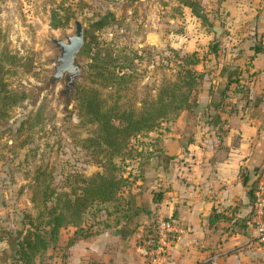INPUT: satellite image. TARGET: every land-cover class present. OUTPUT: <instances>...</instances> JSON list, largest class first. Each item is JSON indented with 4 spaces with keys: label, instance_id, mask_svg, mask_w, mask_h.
Returning <instances> with one entry per match:
<instances>
[{
    "label": "rangeland",
    "instance_id": "374dc122",
    "mask_svg": "<svg viewBox=\"0 0 264 264\" xmlns=\"http://www.w3.org/2000/svg\"><path fill=\"white\" fill-rule=\"evenodd\" d=\"M186 1L190 5L184 0H0V46L17 58L3 79L8 90L24 94L0 119V228L14 234L15 222L22 221L24 214L35 215L38 211L29 201V184L37 169L44 170V181L59 191L62 187L66 189L79 174L89 176L100 166H106L105 152L98 151L89 141L97 133L96 125L87 123L76 109L77 90L92 88L98 92L103 106L116 102L119 110L138 114L145 102L155 99L159 87L175 80L182 65L179 56L193 50L202 53L214 37V20L229 19L220 8L224 0ZM53 13L61 17L69 14L70 18L63 26L53 28L50 25ZM74 18L81 21L83 32L92 30L83 38L87 43L93 41L91 52L105 47L112 56L118 52L129 56L122 63L121 71L126 76L119 83L104 84L86 65L90 61L83 60L79 66L81 76L74 80L68 93L60 91L63 81L47 86L52 71L50 61L57 55L47 38L70 34ZM227 28L228 33L229 24ZM205 61L211 59L206 56L191 68L203 71L200 63L204 69L208 67H204ZM116 66L118 63L112 66L114 71ZM167 126L172 129L175 122ZM154 135L150 133L149 138ZM143 143L150 141L145 138ZM134 145L132 141L133 156L138 150ZM124 151L122 148L120 152ZM121 166L122 176L126 171L130 173L122 197L134 196L131 187L138 177L137 160H126ZM96 208L94 204L84 214L81 231L74 227L61 229L55 243L36 257L37 264H66L74 241L85 239L80 234L102 229L107 220L113 224L114 213L106 217ZM151 220L147 230L152 235L156 219ZM250 223L256 229L255 221ZM255 231L258 240L259 231ZM69 240L71 243L67 245ZM241 247L238 245L234 250ZM10 264H14L12 256ZM252 264H264V260L256 253Z\"/></svg>",
    "mask_w": 264,
    "mask_h": 264
},
{
    "label": "crops",
    "instance_id": "0c3cea01",
    "mask_svg": "<svg viewBox=\"0 0 264 264\" xmlns=\"http://www.w3.org/2000/svg\"><path fill=\"white\" fill-rule=\"evenodd\" d=\"M220 8L229 16L218 20L220 45L236 56L246 97L233 85L221 96L223 59L205 61L204 69L200 63L196 109L162 132L157 154L137 169L131 191L138 214L74 241L66 264H252L256 253L264 260L256 229L239 227L252 208L248 191L264 194V0H224ZM212 212L222 217L209 221ZM152 217L175 218L181 227L160 262L146 254ZM6 249L2 237L0 264H10Z\"/></svg>",
    "mask_w": 264,
    "mask_h": 264
},
{
    "label": "trees",
    "instance_id": "16d2710c",
    "mask_svg": "<svg viewBox=\"0 0 264 264\" xmlns=\"http://www.w3.org/2000/svg\"><path fill=\"white\" fill-rule=\"evenodd\" d=\"M184 2L186 5H190V2L186 0ZM55 15L56 13H53L50 17V25L53 28L63 26L70 18L69 14L62 17ZM99 24L100 22L95 23L91 29L96 28ZM91 32L92 30L83 32V38L89 36ZM92 42L87 43L83 39V44L76 55V63L81 66L83 60H85L84 63L90 61L86 65L88 68H92L94 77H99L104 84L119 83L126 76L121 69L124 67L122 63L129 60V56L122 52L112 56L111 51L105 47L98 48L95 53L91 52ZM257 49L258 47L254 50ZM231 54L230 48L226 49L221 46L220 40L216 41L213 37L202 53L193 50L180 55L178 59L182 65L176 72L175 80L159 87L155 99L145 102L138 114L131 110H119L116 102L106 107L103 106L98 92L92 88L77 90L76 109L84 116L87 123L96 125L97 133L89 141L97 147L98 151L105 152L106 166H100L101 169L89 176L79 174L73 183L67 184L66 189L62 187L59 191L56 190L57 187L50 186L49 182L44 181V170L37 169L34 179L29 184V201L38 211L35 215L24 214L22 221L15 222L14 234L8 233L7 229L0 231V239L3 237L7 243L4 254L12 256L14 264H37L36 257L50 244L55 243L61 229L74 227L76 231H78L77 229L81 231V226L84 225V214L94 204L97 205L96 209L105 213L106 217H110L112 213L115 214L111 219L113 224H109V220L107 223L104 221L103 228L118 225L135 217L138 214V209L134 206L133 196L127 194L122 197V189L126 186V179L130 173L126 171V175L122 176L120 174L122 172L121 165L129 159L137 160V169L140 170L150 157L157 154L161 141L160 135L162 132L170 130L167 123L175 122L181 112L193 113V107L197 105V88L203 81L205 71L197 72L191 67L206 56L215 61L217 57L223 59L220 73H224L226 85L219 90L221 96L227 86L233 85V92L238 93L241 97H246L247 87L240 83L241 69L232 62L236 56H231ZM227 57L228 62L224 61ZM16 60L14 55L9 54L3 46H0V119L6 116L9 107L16 105L24 97L22 92L8 90L3 79ZM117 63L119 66H116L118 68L114 71L112 66ZM163 123H165L164 126H161ZM150 133H154L155 137L149 138ZM145 138L149 139L150 143L145 145L143 143ZM132 141L135 144L134 147H138L135 153V155L138 154L137 158L131 154ZM122 148L125 149L124 152H120ZM251 191L249 190L248 193L252 208L249 214L241 219L240 228L249 224L254 214L255 197L262 194L257 192L252 195ZM161 196L160 190L153 191L152 201L158 202ZM219 215L218 212H212L208 219L213 221L222 217ZM87 226L91 228L92 225L88 223ZM93 233L84 232L80 234V237L86 238ZM152 235L150 234V236ZM70 243L71 240L67 245Z\"/></svg>",
    "mask_w": 264,
    "mask_h": 264
},
{
    "label": "water",
    "instance_id": "95a60500",
    "mask_svg": "<svg viewBox=\"0 0 264 264\" xmlns=\"http://www.w3.org/2000/svg\"><path fill=\"white\" fill-rule=\"evenodd\" d=\"M73 30L70 34L63 35L62 38L48 36L47 40L57 50L52 62V71L47 78V86L53 85L55 82L63 81V89L61 93H68L74 83V80L80 78V67L76 63V55L83 44V28L81 21L77 18L72 20ZM215 40H219L221 27L218 20L212 25Z\"/></svg>",
    "mask_w": 264,
    "mask_h": 264
},
{
    "label": "built area",
    "instance_id": "2783aa9c",
    "mask_svg": "<svg viewBox=\"0 0 264 264\" xmlns=\"http://www.w3.org/2000/svg\"><path fill=\"white\" fill-rule=\"evenodd\" d=\"M264 208V194H258L254 200V214L249 221L254 222L259 231V241L264 242V224L261 220ZM181 227L175 218L158 217L155 220L153 235L147 239L148 248L146 254L151 260L160 262L166 255L171 241L178 236Z\"/></svg>",
    "mask_w": 264,
    "mask_h": 264
}]
</instances>
